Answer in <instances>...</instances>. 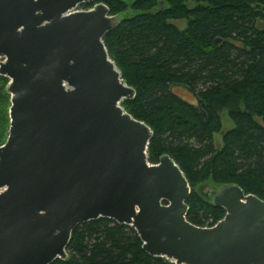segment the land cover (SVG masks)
Segmentation results:
<instances>
[{
  "label": "water",
  "instance_id": "1",
  "mask_svg": "<svg viewBox=\"0 0 264 264\" xmlns=\"http://www.w3.org/2000/svg\"><path fill=\"white\" fill-rule=\"evenodd\" d=\"M92 1L0 0V264L64 260L73 229L98 218L130 225L146 253L174 264H264V199L220 185L204 197L223 217L198 226L174 159L149 164L153 131L121 105L135 90L103 42L124 14L77 9Z\"/></svg>",
  "mask_w": 264,
  "mask_h": 264
},
{
  "label": "trees",
  "instance_id": "2",
  "mask_svg": "<svg viewBox=\"0 0 264 264\" xmlns=\"http://www.w3.org/2000/svg\"><path fill=\"white\" fill-rule=\"evenodd\" d=\"M99 2L111 15L124 14L103 36L109 57L135 90L121 105L153 131L149 162L168 154L184 173L191 189L186 219L211 226L223 217L224 210L200 193L207 181L235 183L264 199V0H93L81 6ZM7 81L0 75V142L9 128ZM176 86L200 103L183 99ZM224 107L233 127L221 131L218 110ZM49 264L174 263L146 253L130 225L98 218L78 224L67 258Z\"/></svg>",
  "mask_w": 264,
  "mask_h": 264
},
{
  "label": "rangeland",
  "instance_id": "3",
  "mask_svg": "<svg viewBox=\"0 0 264 264\" xmlns=\"http://www.w3.org/2000/svg\"><path fill=\"white\" fill-rule=\"evenodd\" d=\"M126 1L131 2L132 0H126ZM77 9H84V8H82V6L79 5V6H77ZM172 22L175 23L179 28H183L185 26L184 20H172ZM173 90L176 92V94L180 95L183 99L196 103L195 99L190 95L191 93L188 90H186L184 87L176 86V87H173ZM218 113H219V117L221 120V131H226V130L232 128L233 122L231 121L230 117L228 116L227 108L224 107V108L219 109ZM5 140H6V138L0 142V145L2 143H4ZM213 141H214V144L216 147L221 146V132H217V133L213 134ZM149 164H150V162H149ZM216 187H218V186H216L212 182L207 181V182H204L203 184H201L199 186V190L203 196L207 197L210 193H212V191ZM214 224L215 223H213V225Z\"/></svg>",
  "mask_w": 264,
  "mask_h": 264
},
{
  "label": "flooded vegetation",
  "instance_id": "4",
  "mask_svg": "<svg viewBox=\"0 0 264 264\" xmlns=\"http://www.w3.org/2000/svg\"><path fill=\"white\" fill-rule=\"evenodd\" d=\"M190 93H191V92H190ZM190 95L195 99V101H196L197 104H198L199 101H198V99L194 96V94L191 93Z\"/></svg>",
  "mask_w": 264,
  "mask_h": 264
},
{
  "label": "bare ground",
  "instance_id": "5",
  "mask_svg": "<svg viewBox=\"0 0 264 264\" xmlns=\"http://www.w3.org/2000/svg\"><path fill=\"white\" fill-rule=\"evenodd\" d=\"M0 60H1V58H0Z\"/></svg>",
  "mask_w": 264,
  "mask_h": 264
}]
</instances>
